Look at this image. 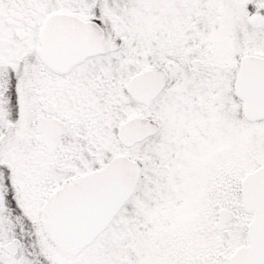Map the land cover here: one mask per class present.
Returning a JSON list of instances; mask_svg holds the SVG:
<instances>
[{
    "label": "snow or ice",
    "instance_id": "snow-or-ice-1",
    "mask_svg": "<svg viewBox=\"0 0 264 264\" xmlns=\"http://www.w3.org/2000/svg\"><path fill=\"white\" fill-rule=\"evenodd\" d=\"M0 264H264V0H0Z\"/></svg>",
    "mask_w": 264,
    "mask_h": 264
}]
</instances>
